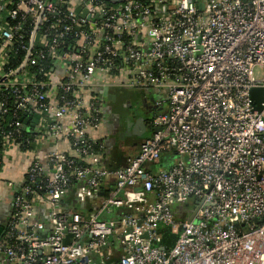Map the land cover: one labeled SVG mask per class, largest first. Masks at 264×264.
<instances>
[{
  "label": "built area",
  "instance_id": "2783aa9c",
  "mask_svg": "<svg viewBox=\"0 0 264 264\" xmlns=\"http://www.w3.org/2000/svg\"><path fill=\"white\" fill-rule=\"evenodd\" d=\"M106 86L156 93L114 168ZM253 87L264 98V0H0V173L27 159L4 179L0 264H264Z\"/></svg>",
  "mask_w": 264,
  "mask_h": 264
},
{
  "label": "flooded vegetation",
  "instance_id": "af4514ba",
  "mask_svg": "<svg viewBox=\"0 0 264 264\" xmlns=\"http://www.w3.org/2000/svg\"><path fill=\"white\" fill-rule=\"evenodd\" d=\"M134 89L141 93L143 88ZM141 95V100L137 102H128L129 104L127 106L124 104L125 106L120 107L116 111L110 109V104L108 106L110 110L107 109L105 111L104 109L103 122L105 128V142L111 145L115 144V146H121L119 142L125 140L129 144L130 149H132L136 147V142L144 137L150 130V121L156 113V108L153 103L154 98L147 97L142 93ZM115 100H117V94L112 90L111 93L107 95V101L109 103ZM118 140L120 141L118 142Z\"/></svg>",
  "mask_w": 264,
  "mask_h": 264
},
{
  "label": "crops",
  "instance_id": "0c3cea01",
  "mask_svg": "<svg viewBox=\"0 0 264 264\" xmlns=\"http://www.w3.org/2000/svg\"><path fill=\"white\" fill-rule=\"evenodd\" d=\"M107 87V94L104 95L102 93V88L96 90V96L100 100L101 106L105 111L108 109L109 103L107 101V95L111 93L112 90H114L117 87L113 86H106ZM110 110V109H108ZM99 135L104 136L105 135V128H104V122L102 121L99 130L97 131ZM110 143L106 142V150L109 151L110 149ZM136 150V147H133L129 150V153L126 152V155L133 154ZM27 163V159L24 156L23 153L20 151H14L11 156V161L6 164L5 168L0 173V226L3 227L4 221L7 219L11 212V195L13 192V188H10L4 184V188L2 189L1 183L4 181V179H12L16 183H19L22 181L23 178V170L25 169ZM2 230H0V233Z\"/></svg>",
  "mask_w": 264,
  "mask_h": 264
},
{
  "label": "trees",
  "instance_id": "16d2710c",
  "mask_svg": "<svg viewBox=\"0 0 264 264\" xmlns=\"http://www.w3.org/2000/svg\"><path fill=\"white\" fill-rule=\"evenodd\" d=\"M141 91H142L141 93L146 95L147 97H153V98L156 97V93L150 89H142ZM110 146L111 147H110L109 151L106 150V147L104 148V152L102 154L103 164L109 168L123 166L127 161L126 152L123 153L120 150L122 148L121 146H118V145L115 146V144L114 145L110 144ZM162 237H163L162 240L164 243L167 244V243L172 242L173 236L164 234V235H162Z\"/></svg>",
  "mask_w": 264,
  "mask_h": 264
},
{
  "label": "rangeland",
  "instance_id": "374dc122",
  "mask_svg": "<svg viewBox=\"0 0 264 264\" xmlns=\"http://www.w3.org/2000/svg\"><path fill=\"white\" fill-rule=\"evenodd\" d=\"M116 90L115 93L117 94V100H115L114 102H109L110 104V109L111 110H118L120 107L125 106L124 104H126V106L129 104L128 102H137L139 100H141L142 95L140 92H138L136 89L131 88V87H117L115 88ZM123 102V103H122ZM120 140H118L119 142ZM120 145L122 146V148L120 149L123 153L124 152H129L130 150V146L129 144L123 140L121 142H119ZM5 181H3L1 183L2 185V189L5 187L4 186Z\"/></svg>",
  "mask_w": 264,
  "mask_h": 264
},
{
  "label": "water",
  "instance_id": "95a60500",
  "mask_svg": "<svg viewBox=\"0 0 264 264\" xmlns=\"http://www.w3.org/2000/svg\"><path fill=\"white\" fill-rule=\"evenodd\" d=\"M102 93L104 95L107 94V87H103ZM262 93H263V89L261 87H253L250 90V95H251V97L254 101V105L257 109H260L259 104H260V102H262L264 100ZM113 97H114V95H113ZM35 120H36V118H35ZM0 230H2L1 226H0Z\"/></svg>",
  "mask_w": 264,
  "mask_h": 264
}]
</instances>
